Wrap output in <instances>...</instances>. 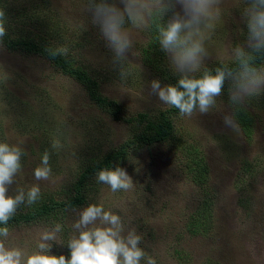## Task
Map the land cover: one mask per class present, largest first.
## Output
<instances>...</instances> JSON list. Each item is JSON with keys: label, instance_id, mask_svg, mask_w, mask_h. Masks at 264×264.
I'll use <instances>...</instances> for the list:
<instances>
[{"label": "rangeland", "instance_id": "rangeland-1", "mask_svg": "<svg viewBox=\"0 0 264 264\" xmlns=\"http://www.w3.org/2000/svg\"><path fill=\"white\" fill-rule=\"evenodd\" d=\"M98 2L18 0L19 17L26 22L17 21L21 27L17 37L29 32L37 44L53 47L61 55L67 49L63 54L67 61L83 68L96 81L98 95L114 107L97 105L78 81L44 56L0 43V143L17 145L24 153L21 171L8 195L38 184L41 196L60 201L71 193L83 170L142 133V127L133 121L137 113L153 120L173 108L159 101L150 88L152 80L162 87L171 84L170 79L177 81L168 56L154 48L159 49V70L168 74L165 80L141 54L143 50L152 57L145 47L147 26L157 17L155 12L150 15L145 10L138 24L125 15L123 30L132 47L116 67L89 10ZM106 2L123 10L124 0ZM247 3L220 0V15L211 21L214 27L204 29L207 57L201 72L233 62L232 48L244 45L247 38L243 18ZM175 10L182 14L179 4ZM171 16L169 12L158 17L163 24ZM259 69H264V61ZM231 84L226 81L208 114L194 112L189 117L179 111L170 113L173 139L134 142L123 148L122 155L112 157L109 168L126 170L133 180L131 189L113 192L97 182L96 173L86 174L80 206L8 225L9 236L0 239L8 247L32 254L38 251L40 234L59 223L62 230L50 242L49 252L68 258L67 244L79 235L73 223L84 207L97 204L121 217L125 234L135 230L141 235L139 247L156 264H264V89L236 104L246 106L253 117L251 134L246 137L237 124L228 129L222 123V117L232 113L227 92ZM45 151L50 155L52 173L49 180L37 181L33 170ZM192 169L197 171L196 177ZM27 208L22 204L16 212ZM192 218L201 222L194 231L189 226Z\"/></svg>", "mask_w": 264, "mask_h": 264}, {"label": "clouds", "instance_id": "clouds-1", "mask_svg": "<svg viewBox=\"0 0 264 264\" xmlns=\"http://www.w3.org/2000/svg\"><path fill=\"white\" fill-rule=\"evenodd\" d=\"M179 4L181 12L175 10ZM220 0H154L145 3L142 0H124L123 10L114 4L99 0L89 9L94 24L107 47L113 54L112 63L119 67L132 47V40L123 30L125 15L134 23L143 21V14L154 11L159 17L172 12L171 18L158 26L157 40L161 50L168 56L169 63L178 76L175 85L161 86L158 80L150 82L153 95L163 104L179 110L182 116H192L194 112L208 114L216 106L217 98L222 95L226 81L232 84L228 99L232 104L242 103L246 96L258 94L264 89V69L254 67L252 62L257 55L264 53V0H248L243 18L247 29L244 45L237 44L232 48V55L239 64L240 71L234 73L226 66L214 69L204 68L207 57L204 29H212L214 19L220 15ZM6 35L5 16L0 10V39ZM67 54V49L62 50ZM56 55L59 53H50ZM197 73H201L197 76ZM123 75V72H121ZM225 128L236 126L235 113H226L222 117ZM23 150L17 145L0 143V224L7 225L22 204L28 206L36 203L41 197L38 184L27 189L17 188L13 195H8L9 186L15 183V177L21 171ZM47 151L41 156V163L33 170L37 181L50 179L52 169ZM96 180L106 184L111 191H127L133 187L132 178L126 170L101 168L96 172ZM72 227L79 233L69 240L67 247L70 256L52 255L50 242L56 240L62 225L57 223L51 230L40 234L37 243L38 251L28 254L18 247L6 246L0 239V264H156V260L147 256L139 247L142 237L135 230L125 234L121 217L106 211L103 205L89 204L78 215ZM9 228L0 227V237L7 238Z\"/></svg>", "mask_w": 264, "mask_h": 264}, {"label": "trees", "instance_id": "trees-1", "mask_svg": "<svg viewBox=\"0 0 264 264\" xmlns=\"http://www.w3.org/2000/svg\"><path fill=\"white\" fill-rule=\"evenodd\" d=\"M24 7L25 6L22 5L21 10L25 11ZM0 10L4 12L6 30V35L2 39H0V43L2 45L7 46L11 49H23L27 52L38 53L44 56L49 61H51L53 65L60 69L61 72H63L65 75L72 77L73 79L78 81L86 89L88 97L97 105H107L114 107L113 102L98 95L96 91V81L91 76H89L83 70V68L71 65V63L67 61L63 54L61 55L55 48L45 47L37 44V42L33 39L34 37L29 35V32L25 33L27 35H25L24 37H17V34L19 33L17 31H20L21 29L17 21H25L24 18L19 17L20 4L18 3V0H0ZM31 16H35V14H32ZM161 19H159L158 16L156 18L153 16L151 23L147 26L148 39L145 48L150 49L149 51L152 57H149L147 56V54H144L143 50L141 54L142 59L147 61V64L150 66V68L153 71H159L162 75L161 78L166 80L168 74H165L163 70H159L160 64L157 59V56L159 55V49H154L160 48L157 40V22L159 21V24H162ZM155 20H157V22ZM154 22H156V24ZM53 52L59 54L51 55L50 53ZM263 61L264 53H261L257 55L256 59L252 62V64L254 67L259 68ZM218 66H226L227 68L231 69L234 73L240 71L239 64L235 59L230 65L219 64L208 69H214ZM170 83L172 85H175L177 81L170 79ZM178 111L179 110L176 108L167 109L166 111L158 113L157 117L153 120L149 119L143 113H137L133 118V121H135L137 125H140L142 127V133L135 135L131 140L125 141L123 145L120 146L118 150H116L115 153L103 157L99 162L94 163L85 170H83L78 175L77 180L73 184L71 193H69L64 198H60V201H52L51 197L42 195L36 203L31 206H28L26 211L16 212V214L9 220L7 225L0 224V227H5L16 223L33 221L40 217H47L55 211H63L66 209H73L80 206L84 202V198L81 193V188L86 174L96 173L101 168H109L112 157L122 155L123 148L127 147L128 145L134 142H139L142 144H151L155 142H163L167 139H173V125L169 118V115L170 113H176ZM232 113H235L236 124L241 129L243 135L249 137L252 130L253 117L249 112L248 108L244 105L233 104ZM191 171L193 172V175L195 174L196 177L197 171L194 172L193 169ZM199 223L201 222L198 218L191 219L189 226L191 227L192 231H194V229L198 226Z\"/></svg>", "mask_w": 264, "mask_h": 264}]
</instances>
